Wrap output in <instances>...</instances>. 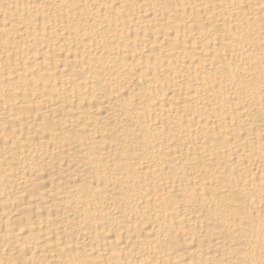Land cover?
<instances>
[{
    "label": "bare ground",
    "instance_id": "bare-ground-1",
    "mask_svg": "<svg viewBox=\"0 0 264 264\" xmlns=\"http://www.w3.org/2000/svg\"><path fill=\"white\" fill-rule=\"evenodd\" d=\"M0 264H264V0H0Z\"/></svg>",
    "mask_w": 264,
    "mask_h": 264
}]
</instances>
